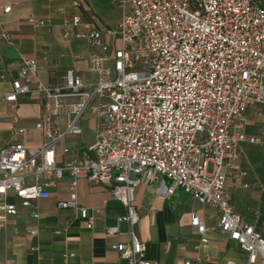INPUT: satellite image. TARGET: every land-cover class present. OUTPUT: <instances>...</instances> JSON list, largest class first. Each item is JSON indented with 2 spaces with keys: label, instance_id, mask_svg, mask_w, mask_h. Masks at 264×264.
Segmentation results:
<instances>
[{
  "label": "built area",
  "instance_id": "1",
  "mask_svg": "<svg viewBox=\"0 0 264 264\" xmlns=\"http://www.w3.org/2000/svg\"><path fill=\"white\" fill-rule=\"evenodd\" d=\"M116 2L123 9L116 27L84 33L69 31L79 26L78 16L56 9L65 39L82 38L98 49L89 56L94 83L75 69L57 83L34 82L41 67L29 58H21L14 76L0 72V82H10L3 100L27 96L41 110L34 123L38 146L0 147V225L20 208L38 219L36 201L48 198L54 182L67 175L68 197L57 205L74 211L91 229L95 216L78 202L76 191L78 179L85 178L107 187L125 207L105 229L108 236L123 237L109 247L127 264H153L136 230L134 191L144 180L157 183L155 192L164 198L180 189L202 209L217 210L218 231L246 256L225 264H264V237L233 209L227 188L231 171L244 174L237 162L239 143L264 144V132H244L247 107L264 105V0ZM28 20L34 29L49 25L45 19ZM104 36L116 37L118 45L111 47ZM0 39L11 44L7 31ZM92 105L98 120L92 141L63 142L82 134L81 118ZM121 222L128 224L126 231ZM191 222L200 237L198 249L208 242L209 227L197 212ZM28 232L35 235L37 229ZM201 261L197 256L184 264Z\"/></svg>",
  "mask_w": 264,
  "mask_h": 264
},
{
  "label": "crops",
  "instance_id": "2",
  "mask_svg": "<svg viewBox=\"0 0 264 264\" xmlns=\"http://www.w3.org/2000/svg\"><path fill=\"white\" fill-rule=\"evenodd\" d=\"M9 6L5 12L4 7ZM80 18L79 26L69 28L71 33L87 32L90 28L103 30L116 27L123 14L116 0H0V32L10 34L11 44L0 39V72L14 76L21 58L35 59L40 65L33 81L43 84L59 82L66 70L75 69L86 83L96 80L89 70V56L98 49L82 38L65 39L61 25L62 15L56 9ZM30 17L49 21L47 27L34 29ZM111 47L118 45L116 37L104 36ZM110 50H108V53ZM10 89V82H0V95ZM39 105L21 96L18 101L0 97V147L23 142L38 146L40 134L34 123L40 116ZM244 132L260 135L264 132V105L247 107ZM80 136H69L65 143L85 145L92 141L97 117L92 105L81 118ZM23 128V132L19 129ZM58 160H63L61 148ZM237 162L243 175L231 171L227 188L233 209L245 223L251 224L264 237V144L240 142ZM68 176L56 180L50 196L36 201L40 217L33 219L26 209L0 225V264H127V261L109 247L116 239L106 235L107 226L116 223V217L125 214L123 204L111 196L103 185L90 183L85 178L77 181L78 202L93 213L94 223L86 228L84 221L71 209L57 203L68 197ZM157 183L142 181L134 191V206L139 216L137 234L144 245L145 258L153 264H184L202 257L200 264H225L226 260L243 262L246 258L238 244L217 229L218 213L212 206L201 208L199 203L177 189L164 198L155 192ZM194 212L203 219L209 230L208 242L198 249L199 234L191 222ZM36 228L37 234L28 230ZM122 231L128 229L121 222ZM209 260H205V256Z\"/></svg>",
  "mask_w": 264,
  "mask_h": 264
},
{
  "label": "rangeland",
  "instance_id": "3",
  "mask_svg": "<svg viewBox=\"0 0 264 264\" xmlns=\"http://www.w3.org/2000/svg\"><path fill=\"white\" fill-rule=\"evenodd\" d=\"M81 125L83 126V123L81 122Z\"/></svg>",
  "mask_w": 264,
  "mask_h": 264
}]
</instances>
